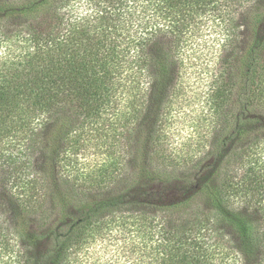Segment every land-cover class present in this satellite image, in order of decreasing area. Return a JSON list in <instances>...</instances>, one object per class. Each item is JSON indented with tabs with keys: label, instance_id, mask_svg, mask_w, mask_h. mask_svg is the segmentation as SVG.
<instances>
[{
	"label": "trees",
	"instance_id": "obj_1",
	"mask_svg": "<svg viewBox=\"0 0 264 264\" xmlns=\"http://www.w3.org/2000/svg\"><path fill=\"white\" fill-rule=\"evenodd\" d=\"M241 26L211 84L213 149L179 179L156 163L173 74L195 37ZM0 201L2 263L66 264L121 213L146 242L135 264H264V0H0Z\"/></svg>",
	"mask_w": 264,
	"mask_h": 264
},
{
	"label": "rangeland",
	"instance_id": "obj_2",
	"mask_svg": "<svg viewBox=\"0 0 264 264\" xmlns=\"http://www.w3.org/2000/svg\"><path fill=\"white\" fill-rule=\"evenodd\" d=\"M240 32V39L208 32L195 37L190 46L192 48H186L181 57L182 62L173 74L174 81L166 92L168 97L161 104L163 116L156 120L162 128V148L158 150L160 159L156 163L161 165L165 161L168 168L177 167L179 179H195L196 165L203 163L201 160L213 149L219 128H214L209 96L211 84L226 68L225 64L229 60L227 57L231 55L235 61L242 51L247 32L242 26ZM227 109L228 106L224 108L225 113ZM92 151L91 155L87 153L83 157L84 163L90 164L97 154L98 159L103 158L101 151ZM152 190H166L161 197L163 200H176L184 196L171 185H158ZM0 203L3 204L2 201ZM106 221L107 225L97 228L83 244L78 258L72 256L68 264H135L138 260L134 262L136 258H144L146 242L143 235L135 232V228L130 225L128 215L116 213L104 222ZM30 233L39 234L36 230H31ZM55 246L50 240H41L33 250L38 254L48 253L47 260L51 261ZM12 248L14 251L5 257L4 263L0 260V264H23L16 256L18 247Z\"/></svg>",
	"mask_w": 264,
	"mask_h": 264
}]
</instances>
